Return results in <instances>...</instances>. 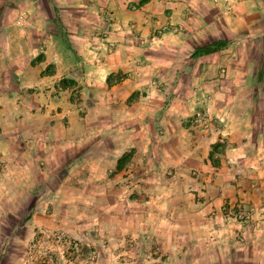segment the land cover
Masks as SVG:
<instances>
[{
    "label": "crops",
    "instance_id": "crops-1",
    "mask_svg": "<svg viewBox=\"0 0 264 264\" xmlns=\"http://www.w3.org/2000/svg\"><path fill=\"white\" fill-rule=\"evenodd\" d=\"M165 23L173 37L158 40ZM223 33L227 47L192 55ZM163 50L173 55H154ZM224 70L248 87L214 109L225 122L199 132L189 117L223 95ZM69 75L101 99L86 114L62 85ZM225 134L231 169L214 159ZM0 162V227L17 221L0 240L60 226L69 207L106 251L134 238L128 264H145L149 245L156 264H264V0H0ZM228 202L250 206L248 219L222 215ZM23 255L1 248L0 264Z\"/></svg>",
    "mask_w": 264,
    "mask_h": 264
},
{
    "label": "rangeland",
    "instance_id": "rangeland-1",
    "mask_svg": "<svg viewBox=\"0 0 264 264\" xmlns=\"http://www.w3.org/2000/svg\"><path fill=\"white\" fill-rule=\"evenodd\" d=\"M35 21V20H34ZM177 24H180L177 23ZM171 23H165L157 28L156 36H158V40L160 39H168L172 37L171 36V30H170ZM59 27V26H58ZM61 29V26L59 27ZM64 37L67 36L64 34ZM178 35L176 39L174 40H181V34L177 33ZM229 34L223 33L220 38H217L213 40L212 42H208L205 45L208 44H216L220 45L215 50L224 49L227 47L231 41L229 39ZM236 39H233V42H235ZM237 42H243L240 34L238 35ZM204 45V46H205ZM201 47V46H200ZM199 48V47H198ZM198 48H196L193 51V56H196L195 53L197 52ZM239 53H243L244 50L238 49ZM246 53V52H245ZM244 53V54H245ZM42 53H39V50L36 51L35 56L40 57ZM154 55L156 57L162 58L165 60L167 57H171L170 52L163 50V52H155ZM187 57V56H186ZM169 59V58H168ZM240 65V64H239ZM54 65L48 64L46 66V69L49 71L53 70ZM262 65H260L261 67ZM151 67H154L153 65L150 67L145 68V72L148 71ZM170 70L167 66H164L162 69ZM171 71V70H170ZM225 71V70H224ZM227 71V70H226ZM224 72V78L225 81L221 82L219 84L220 90L223 91V95L220 97H215V100H213V103H209V101H201L199 105L195 108L194 113L189 117V121L191 123V126L198 130L199 132L205 133V132H212L213 129L217 126H219L221 123L225 122V120L217 115L216 109L219 106L223 105H229L231 104L232 97L231 93L235 92L236 89L241 88L243 86H246V83L248 81H245L241 77V72L239 73L238 70L234 74L231 73L228 75V72ZM81 69L76 71V75L81 74ZM261 70L257 73L256 79L252 80V84L256 85L258 88H262V85L258 82V77L261 76ZM123 74H118L115 76L116 79H121ZM157 80L150 81L149 85H152L154 88H160L162 84H164L163 81H160V77L156 76ZM173 77V76H171ZM180 77V76H179ZM179 77L176 78L177 83L180 81L178 80ZM242 78V79H241ZM156 79V78H153ZM235 79V80H234ZM186 82H182V85H184ZM62 85L65 87H71L72 88V94L71 98L75 101L77 106L81 109V113H87L89 111V108L91 106V101L98 100L99 95L92 94V97H89V91L88 89L91 88L88 85H86L85 81L81 80V78L76 79L73 76L69 75L68 77L62 79ZM87 87V88H86ZM96 91V90H95ZM141 92L144 94H148L146 89H141ZM91 95V94H90ZM91 99V100H90ZM207 110L210 112V115L212 116V124L210 127L205 128L201 124H196L194 122L195 114L200 110ZM215 109V110H214ZM228 135H222L216 145L215 148V154L214 159L217 161L219 158H225V166L226 169H231L232 167L237 166V163H240L238 161L239 157L236 155H233V152L231 148L234 147L233 140L228 139ZM131 152V151H129ZM220 160V159H219ZM219 164V163H218ZM7 165L5 162H0V172H5L7 169ZM134 168V165L132 162H129L126 165V170ZM254 187V186H253ZM251 208L250 206H232L229 202L225 203L222 208L220 209V212L222 215L225 216H232L236 215L239 219L246 220L248 219V216L250 215ZM242 212L244 214V217H240L239 214ZM77 213L80 214V212H77L75 208H66V209H59L57 211V214L61 220L60 226H54L48 224L46 228H42L41 230L37 228L36 233L33 232L30 234L29 237H23V240L20 239H9L6 238L5 240H0V249L9 250V249H19L24 251V255L20 260L27 264H128V262L137 261L139 259V251H136L137 247H139V244H137L134 241V238H129L125 242L126 249L125 253L122 254H113L115 249L110 252L106 251L105 248H108L109 240L107 237L102 236L100 233L98 234V229H94L95 233L93 232V229H89L88 226H86V223L83 222V220H78L73 224V221L77 217ZM250 219V218H249ZM2 222V220H0ZM17 221H4V224L0 227V233L1 234H7L10 232H14V229H12L13 225L16 224ZM13 224V225H12ZM14 228H17L16 226ZM19 228V227H18ZM17 228V229H18ZM15 232L19 235L22 231L15 230ZM100 239H105L100 240ZM151 244V243H150ZM136 247V248H135ZM156 246L149 245L147 247V250H144L143 252L147 253L145 256L141 257L140 259H143V262L145 264H156L154 263L152 259L154 253V250H157ZM135 248V249H133ZM161 261L163 262V258H161Z\"/></svg>",
    "mask_w": 264,
    "mask_h": 264
},
{
    "label": "built area",
    "instance_id": "built-area-1",
    "mask_svg": "<svg viewBox=\"0 0 264 264\" xmlns=\"http://www.w3.org/2000/svg\"><path fill=\"white\" fill-rule=\"evenodd\" d=\"M194 122L196 124H201L205 128H208L212 124L213 120H212V116L210 115V112L204 109V110L198 111L195 114ZM239 216L244 217V214L240 212Z\"/></svg>",
    "mask_w": 264,
    "mask_h": 264
},
{
    "label": "trees",
    "instance_id": "trees-1",
    "mask_svg": "<svg viewBox=\"0 0 264 264\" xmlns=\"http://www.w3.org/2000/svg\"><path fill=\"white\" fill-rule=\"evenodd\" d=\"M218 46L220 45H216V44H208V45H205V46H201L198 48L197 52L195 53V55H200V54H203V53H209V52H212L214 51ZM126 157L123 158V160L125 159ZM121 159V162L123 161ZM121 166V165H120Z\"/></svg>",
    "mask_w": 264,
    "mask_h": 264
}]
</instances>
